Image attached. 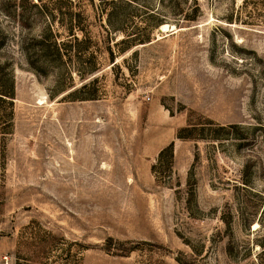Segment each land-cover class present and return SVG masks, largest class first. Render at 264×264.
Masks as SVG:
<instances>
[{
	"label": "rangeland",
	"instance_id": "374dc122",
	"mask_svg": "<svg viewBox=\"0 0 264 264\" xmlns=\"http://www.w3.org/2000/svg\"><path fill=\"white\" fill-rule=\"evenodd\" d=\"M72 11L94 70L35 73ZM0 64V264H264V0H0Z\"/></svg>",
	"mask_w": 264,
	"mask_h": 264
},
{
	"label": "trees",
	"instance_id": "16d2710c",
	"mask_svg": "<svg viewBox=\"0 0 264 264\" xmlns=\"http://www.w3.org/2000/svg\"><path fill=\"white\" fill-rule=\"evenodd\" d=\"M59 11V10H58ZM39 12H42V7L39 6ZM65 15V35L60 39L59 34L53 33L50 28L45 27L41 30V32L33 37L35 41V47L41 50L44 56L41 57H31L26 56V62L28 67L37 74L46 73V68L49 66H58L63 62L64 59L70 63L71 67L76 70L79 75H83L86 73H90L94 70V64H92L89 57H82V51L87 49L86 41L89 40L85 33H82L78 27L80 15L78 12H66L63 13ZM107 31L109 28L106 27ZM111 29L116 30L113 26ZM78 31V32H77ZM132 37L131 39H129ZM134 36H123L120 38V41L127 40L128 41H142L144 38ZM140 43V42H138ZM109 61L111 63V67L114 66L113 61V50L109 46L106 49ZM14 89H13V79L10 73L6 70L4 64H0V125L2 124V130L6 129V126L10 123V119L12 116V99H13ZM1 127V126H0ZM191 125L187 123L184 127L178 129L176 132L177 138H190L191 134L185 133L189 130H192ZM166 157L165 160L162 158ZM156 163L162 164L167 168V170L171 167L172 162V145L168 144L165 148L161 149L156 157ZM154 163L151 165L152 172L155 173V169L157 168V164ZM263 212V209L260 211L259 216ZM223 220V218H222ZM247 227L250 224L251 218H242L241 219ZM225 224H227V220H224ZM259 222V218L257 219ZM260 224V222H259ZM175 260L180 264H185L181 262L178 258Z\"/></svg>",
	"mask_w": 264,
	"mask_h": 264
},
{
	"label": "bare ground",
	"instance_id": "6f19581e",
	"mask_svg": "<svg viewBox=\"0 0 264 264\" xmlns=\"http://www.w3.org/2000/svg\"><path fill=\"white\" fill-rule=\"evenodd\" d=\"M163 29L166 28L165 26L162 27Z\"/></svg>",
	"mask_w": 264,
	"mask_h": 264
}]
</instances>
